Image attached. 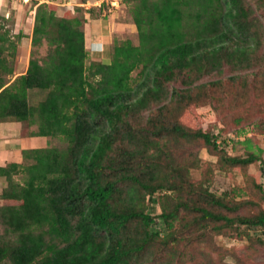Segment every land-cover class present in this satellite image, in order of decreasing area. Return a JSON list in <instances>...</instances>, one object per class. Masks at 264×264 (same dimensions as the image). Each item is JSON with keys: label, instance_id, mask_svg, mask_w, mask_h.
<instances>
[{"label": "trees", "instance_id": "16d2710c", "mask_svg": "<svg viewBox=\"0 0 264 264\" xmlns=\"http://www.w3.org/2000/svg\"><path fill=\"white\" fill-rule=\"evenodd\" d=\"M51 1L34 0L28 65L16 77L25 35H14L0 17V123H27L36 127L30 137L66 142L22 150L20 163L0 166V264H213L211 234L234 223L264 227L263 212L223 214L237 204L186 185L188 167L169 153L201 140L230 166L259 161L251 152L228 156L210 134L185 123L190 107L221 100L222 81L196 83L225 68L248 70L256 60L264 29L253 7L242 0H121L138 44L114 42L102 63L89 61L83 6L58 15ZM257 1L263 13L264 0ZM31 91L45 92L36 106ZM188 191L193 201L162 204L164 229L155 230L146 198Z\"/></svg>", "mask_w": 264, "mask_h": 264}, {"label": "rangeland", "instance_id": "374dc122", "mask_svg": "<svg viewBox=\"0 0 264 264\" xmlns=\"http://www.w3.org/2000/svg\"><path fill=\"white\" fill-rule=\"evenodd\" d=\"M90 0L96 7H87L85 44L89 52V61H100L109 63V57L106 55L112 52L113 43H120L124 40H131L134 45L138 44L137 32L132 24V19L128 12V7L118 0ZM28 2V3H27ZM42 2V1H41ZM52 4L57 7V14L63 15L66 11H75V0H52ZM246 6L253 7L264 29V12L257 9L258 1L242 0ZM34 0H0V17H5L9 21L7 26L12 33H27L29 30V13L33 12ZM15 7V9H14ZM80 7V6H79ZM10 9V10H8ZM7 10L9 12H7ZM85 10V9H84ZM19 11V20L15 21V12ZM77 13V12H75ZM83 13V12H82ZM85 14V17H86ZM94 29H100L102 32L111 34L107 43V53L97 54L100 40L95 41ZM27 37V35H25ZM89 37V38H88ZM89 39V40H88ZM20 41L18 45L17 56L22 60H29L30 47L25 54L24 49L28 41ZM22 48V54L20 51ZM100 49V52H103ZM20 51V53H19ZM47 46L45 43L37 49L38 56L46 54ZM264 56V36L261 40V46L256 53V60L253 61L251 68L242 72L232 73L226 68L220 74H214L204 77L199 84H208L217 80L222 81V89L218 90L220 101H211L198 107H190L186 114L189 118L185 123L192 131L200 130L210 134L216 139L218 147L222 152L232 157H246L250 152L254 153L259 159L248 166H230L223 161H219L218 155L210 150L201 140L190 144L181 143L176 149L170 147L169 153L171 159L175 158L177 164L187 166V172L182 174L185 184H189L194 190H207L208 193L216 197L237 204L235 210L231 212L222 211L228 216L253 217L261 212L264 213V66L260 58ZM17 59V58H16ZM28 65V62L25 63ZM16 65V61H15ZM140 69L132 73V78H137ZM235 77V81H233ZM179 88L178 84H171L170 88ZM45 97V92L31 91L29 93V103L36 106ZM153 108L151 112H143L140 117L146 119L155 113ZM138 122L140 120L138 119ZM36 130L35 126L23 124V135H29ZM48 139V146L65 148L66 142L61 138H39ZM248 141V143H246ZM37 147V142L31 143ZM249 146V147H248ZM40 147V146H38ZM175 150V151H174ZM258 150H261L259 152ZM17 159V153L11 155L5 153L0 162L4 165ZM161 165L165 161L161 159ZM17 179V178H16ZM4 186V181L0 179V190ZM198 193V192H197ZM195 195L192 191L185 192L178 196L177 193L158 192L150 198H146V211L154 218L153 228L157 231L164 229L163 222L159 218L162 212V204L172 207L175 202L193 201ZM170 197L174 200H167ZM3 234V227L0 225V235ZM164 235V233H161ZM211 242L208 243L210 255L213 257V264H264V227H248L234 223L232 226L223 230L220 235H210ZM214 246L215 253H211Z\"/></svg>", "mask_w": 264, "mask_h": 264}, {"label": "crops", "instance_id": "0c3cea01", "mask_svg": "<svg viewBox=\"0 0 264 264\" xmlns=\"http://www.w3.org/2000/svg\"><path fill=\"white\" fill-rule=\"evenodd\" d=\"M29 1V0H28ZM94 1V0H93ZM92 1V2H93ZM83 0H75L76 5L79 6H83V8L86 10L87 7H96L95 3L96 1H94L92 4L90 3V0H86L85 3H82ZM28 3V2H27ZM90 8L86 11L89 12ZM15 9V7H14ZM10 10V9H8ZM7 10V12H9ZM34 11H35V7H33V12L29 13V30L27 33H24V35H27V37L25 36L22 40V42L28 41V43L30 42V36H31V32H32V26H33V17H34ZM20 12L16 11L15 12V21L19 20L20 17ZM86 18L88 19V16L86 14ZM89 20V19H88ZM94 35L93 33H91L92 36H94V39L96 42L98 41H102L103 44H99L96 51L97 54L102 53L99 50L103 48V52L107 51V45L104 43H107L108 40L111 37L110 33H106V32H102V30H98V29H94ZM89 38V37H88ZM25 39V41H24ZM85 39L87 42V38H86V30H85ZM89 40V39H88ZM30 46L27 45L26 49H24V52L26 54L27 49ZM22 48L20 47V51L22 54ZM107 48V49H106ZM19 51V53H20ZM21 56V55H20ZM17 56L16 59V65H15V77L18 75H22L25 73L26 69H27V63L28 59L25 56V60L20 59L21 57ZM39 138H45V137H30V136H24L23 135V126L21 123H17V122H3L0 123V157L3 158V155H5V153H10L11 155H14L15 153H17V159H15L12 162H16V163H20L21 162V151L22 150H27V149H36V148H47L48 146V139L47 140H40ZM36 141L37 142V147L35 145H32L31 143ZM40 146V147H38ZM0 166H5L4 164H2L0 162Z\"/></svg>", "mask_w": 264, "mask_h": 264}, {"label": "clouds", "instance_id": "9594fccd", "mask_svg": "<svg viewBox=\"0 0 264 264\" xmlns=\"http://www.w3.org/2000/svg\"><path fill=\"white\" fill-rule=\"evenodd\" d=\"M120 2V0H118ZM50 139V138H49ZM51 140V139H50ZM50 147V146H49ZM48 148V147H47Z\"/></svg>", "mask_w": 264, "mask_h": 264}]
</instances>
